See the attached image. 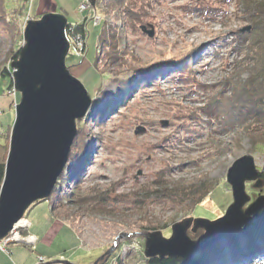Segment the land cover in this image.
Returning <instances> with one entry per match:
<instances>
[{
	"label": "rangeland",
	"instance_id": "1",
	"mask_svg": "<svg viewBox=\"0 0 264 264\" xmlns=\"http://www.w3.org/2000/svg\"><path fill=\"white\" fill-rule=\"evenodd\" d=\"M1 1L0 71L10 72L12 79L11 65L18 60L13 58L25 44L34 11L32 0ZM52 1L45 9L63 15L68 24L85 20L86 57L68 53L66 65L93 105L84 119L87 135L75 144L76 136L77 149L71 148L69 157L80 164L73 174L69 161L63 174L75 178L74 184L25 213L26 225L17 224L0 241L1 263L146 264L149 234L159 231L168 239L174 223L224 216L233 201L226 176L238 159L249 155L257 171L264 167V117L243 130L239 124L220 127L213 115H221L215 108L219 101L227 103L224 92L232 96L223 86L226 79L240 76L244 82L249 76L245 56L260 46L252 21L264 14V0H246L249 14L244 0ZM101 32L104 39H98ZM9 81L0 77V143L7 138L0 160L5 164L20 101L13 79L8 89ZM255 183L245 182L250 201L243 209L264 197V182L257 189ZM190 187L202 194L196 196L202 205L187 197ZM204 189L214 191L207 198ZM243 228L236 238L243 237ZM201 235L202 228L187 230L190 240ZM231 239L178 260L229 264L221 256L233 249ZM240 242L235 253L245 260L235 264H264V236ZM252 243L253 249L245 247Z\"/></svg>",
	"mask_w": 264,
	"mask_h": 264
},
{
	"label": "water",
	"instance_id": "2",
	"mask_svg": "<svg viewBox=\"0 0 264 264\" xmlns=\"http://www.w3.org/2000/svg\"><path fill=\"white\" fill-rule=\"evenodd\" d=\"M88 1L94 3V0ZM66 25L67 19L63 15L53 13L29 21L23 36L25 44L19 51L18 60L11 65L13 88L20 95V101L14 108L15 118L0 189V241L31 206L49 199L68 167L77 136L76 122L84 119L93 105L83 84L66 67L69 52ZM263 172L264 167L257 171L252 156L238 159L226 176L233 201L224 216L215 221L184 219L174 223L168 239L159 231L149 234L144 257L186 259L238 232L264 209V197L261 196L243 209L250 201L245 193V182H256L253 187L259 188L263 183ZM190 228L193 233L202 228L205 235L199 240H190L187 236Z\"/></svg>",
	"mask_w": 264,
	"mask_h": 264
},
{
	"label": "trees",
	"instance_id": "3",
	"mask_svg": "<svg viewBox=\"0 0 264 264\" xmlns=\"http://www.w3.org/2000/svg\"><path fill=\"white\" fill-rule=\"evenodd\" d=\"M117 1V0H116ZM118 2V1H117ZM244 2H247L246 6H245V11L246 13H250V4H248L251 1H246L244 0ZM253 4V3H252ZM3 2L0 0V15H3ZM261 9H263V5H259L258 7V11H261ZM255 12V11H252ZM262 15L263 12L260 13ZM257 16V18H255V21H252V24L254 26L253 32L252 33H257L258 36L257 39H259L261 42L259 43L260 46H255V49H257V52L255 53V49H253V56H251V50L246 53L245 56V61L248 60V66H247V70L248 71V78L242 82L240 80V76L237 77L235 79V76H231L232 78H227L225 83H224V88H226L228 86V88L226 89V91H230L229 93H232V96L228 97L226 96V92H224L225 96L223 98V101H227V103L224 105H220L221 101H219L217 103V105L215 106V108L220 112L221 115L217 114V111L215 113H213L214 117L217 118L219 120V126H224V127H234L235 125L239 124L241 125L243 128V130H248L250 128L251 123H259L262 121V118L264 117V21H261V17ZM259 17V18H258ZM84 24H85V20L83 19V22L81 23H77V24H68L66 26V32H67V36L69 39H73L76 37H80L82 39L85 40V52H87V39L86 36L84 35L85 33V28H84ZM101 36L103 38L102 32L100 34V36L98 37V39H101ZM254 37V38H255ZM104 39V38H103ZM103 39L101 41H103ZM100 40L98 42V44H100ZM257 44V43H255ZM98 47V52H99V48L100 46L97 45ZM255 50V51H254ZM19 56V51H17L14 55V60L18 59ZM250 56V59H249ZM114 58V57H113ZM248 58V59H246ZM82 59V58H80ZM98 59V58H97ZM97 62V60H96ZM247 62V61H246ZM96 64V63H95ZM67 66V65H66ZM69 69V68H68ZM0 77L1 78H10L9 81V87L8 89L10 90L11 85H12V79L10 76V72L6 71L5 69L0 71ZM238 79V80H237ZM122 98V97H121ZM221 100V99H220ZM113 102H118V100L113 101ZM12 106V104L10 105ZM211 115V114H210ZM85 119V118H84ZM84 119L79 120L76 122V127H77V141H75V144L78 143L79 140H81L85 135L86 132L84 131ZM255 121V122H253ZM10 126H7V128L5 129V131L7 129H9ZM263 137V136H262ZM6 144H7V138L6 141L2 144L0 143V150L5 151L6 150ZM72 149H74L76 151L77 149V145L72 146ZM70 157V156H69ZM72 157V156H71ZM69 161L72 162L71 158H69ZM74 165H77L75 162H72V166L74 167ZM4 169H5V160L2 159L0 160V189H1V184L3 181V177H4ZM70 170L73 171V174L76 173L75 168L74 170ZM262 181L264 182V172L261 176ZM75 182V178L73 177H68L65 178L63 175H61L60 179L58 180V183L53 191V195L55 197V195H57L62 189L66 188V186H72ZM203 187H205L204 183L202 184ZM174 192L178 191V188H174L173 189ZM195 189L193 188H188L187 189V197H192V200L196 201L197 198L196 196L199 195L201 196L202 194L197 193V191H194ZM205 190V189H204ZM207 190V189H206ZM205 190V191H206ZM172 191V190H171ZM208 192H204L206 193V196L208 198V196L210 194H212V192L214 191V189H210L207 190ZM205 195V194H204ZM196 199V200H195ZM200 199V197H199ZM209 200V199H208ZM48 204L50 200H47ZM44 201V202H47ZM200 200H197V205H202L199 202ZM43 203V202H40ZM35 203L33 206L40 204ZM49 207H55L53 206V204L49 205ZM205 218L209 221H213L214 219L211 218H207L204 216H198V218ZM153 231H156V229H152ZM243 237H235L234 234L230 235L228 238L231 239V237H235L232 241H230V244L234 245V246H238V243L240 241V239H243L248 242L251 241L253 239L259 238L261 236H264V209L261 210L259 212V214L255 217V219L253 221H251L249 224H247L244 228H243ZM237 235V234H236ZM203 236H199L197 238H195V240H199L201 239ZM193 239V241H195ZM237 240V242H235ZM211 251V250H210ZM209 251V252H210ZM202 260H204L202 258ZM224 260V259H223ZM192 260V259H188V260H184V261H180V260H171L168 258H165L163 260H159L157 258H153V259H149L147 261L146 264H197V261ZM219 263V262H218ZM223 263L225 264V262L223 261ZM97 264H100L99 261ZM116 264H121L120 261H117Z\"/></svg>",
	"mask_w": 264,
	"mask_h": 264
},
{
	"label": "bare ground",
	"instance_id": "4",
	"mask_svg": "<svg viewBox=\"0 0 264 264\" xmlns=\"http://www.w3.org/2000/svg\"><path fill=\"white\" fill-rule=\"evenodd\" d=\"M68 23V22H67ZM67 26V25H66ZM67 36V32H66V28H65V37ZM67 56H68V54H67ZM66 56V57H67ZM86 56L84 55V58H85ZM67 67V66H66ZM116 99H113L112 100V103L114 104V103H116V102H113V101H115ZM117 101V100H116ZM115 106V105H114ZM87 135V134H86ZM79 162V161H78ZM77 164H80V163H77ZM73 167V166H72ZM73 168H75V167H73ZM71 169V168H70ZM73 172V171H72ZM65 173V171L63 172V174ZM62 174V175H63ZM75 174V173H74ZM38 205V204H37ZM37 205H35V206H31V208L30 209H34ZM25 226L26 225V221L25 220H22V221H20L19 223H18V226ZM232 234H234V233H232ZM232 234H230V235H232ZM229 235V236H230ZM226 238H228V236L226 237ZM243 240V239H242ZM235 242H237V240L235 241ZM242 242H240L239 241V243H238V246H243V245H240ZM255 243V242H254ZM254 243H252L251 245H249V246H245V247H247V248H249L250 246H253V244ZM230 246H232L233 247V249H230V250H227V252L228 253H226V254H224V255H222L221 256V258H227V259H229V260H231L230 262H228L229 264H235V262H238L239 260H245V257L243 258V257H241V256H244V254H240V255H237L235 252H237V249H238V247L237 248H235V246L234 245H232V244H230ZM230 248V247H229ZM254 248V246L252 247V249ZM247 250H249V249H247ZM263 250H264V248H263ZM239 259V260H238ZM218 260L219 259H215L214 260V264H223V263H218Z\"/></svg>",
	"mask_w": 264,
	"mask_h": 264
},
{
	"label": "crops",
	"instance_id": "5",
	"mask_svg": "<svg viewBox=\"0 0 264 264\" xmlns=\"http://www.w3.org/2000/svg\"><path fill=\"white\" fill-rule=\"evenodd\" d=\"M51 2H53L52 0H32V10L34 11V14H32V12L30 13L31 14V17L32 19L34 20H37V19H40L43 15L47 14V13H50L49 11H47L45 8L47 5H51ZM53 8V7H52ZM30 231V230H29ZM31 235L37 237L35 234H32ZM44 258V256H42ZM52 257V256H51ZM4 258V257H3ZM1 259L0 258V264L1 263ZM49 259H52V258H49ZM8 263L10 264V262L8 261ZM21 264H25L23 261L21 262Z\"/></svg>",
	"mask_w": 264,
	"mask_h": 264
},
{
	"label": "built area",
	"instance_id": "6",
	"mask_svg": "<svg viewBox=\"0 0 264 264\" xmlns=\"http://www.w3.org/2000/svg\"><path fill=\"white\" fill-rule=\"evenodd\" d=\"M79 10H83V7L81 6L79 8ZM85 28V32H86V27ZM67 41L70 44V50L68 53H71L72 55L78 57V58H83L84 55L86 54L85 52V40L80 38V37H76L73 39H69L68 36H66Z\"/></svg>",
	"mask_w": 264,
	"mask_h": 264
}]
</instances>
